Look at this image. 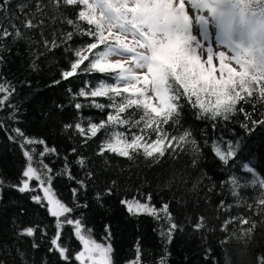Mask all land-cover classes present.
<instances>
[{"label": "snow or ice", "instance_id": "6c2138e0", "mask_svg": "<svg viewBox=\"0 0 264 264\" xmlns=\"http://www.w3.org/2000/svg\"><path fill=\"white\" fill-rule=\"evenodd\" d=\"M186 2L200 13L195 16V24L207 22L201 15L206 9L217 20L219 29L226 35L231 34L236 22L235 12L226 17L225 12L209 0H49V4L36 0L35 11H31L33 5L30 3L0 0V66L6 63L3 53L9 50L4 41L23 40L30 45H42L48 53L63 47L64 52L70 54L67 70L61 71V78L54 80L53 86L64 81L71 85L73 78L82 76H99L94 86L85 80L76 91L72 87L66 89L75 113L71 122L62 124L61 131L68 137L78 138L84 147L95 144L94 155L105 167L109 165L110 155L129 161L143 157L158 162L166 154L180 152H189L195 167L204 158L203 148L206 147L213 155V166L219 164L231 169L235 159L239 158L238 154L246 149L244 138H238L239 133L227 139L210 137L208 129L215 132L220 122L236 123L239 120V129L246 137L257 127L264 128V111H260L259 118H256L257 105L264 109V20L251 23L248 45L218 41L216 49H227L231 53L226 56L225 51H214L210 41L194 34L193 17ZM224 2L215 0L216 4ZM261 3L264 0H235L234 7L239 9L243 20L254 4ZM48 7L57 17L63 16L62 10L75 12V20L64 17L73 30L61 33L59 37L53 34L49 39L44 31L48 18L45 9ZM36 33H39L38 40L33 39ZM77 35L86 36L88 40L73 47ZM44 54L33 53L29 65L32 71L39 70L37 60ZM217 59L218 67L214 63ZM232 62L237 67L232 66ZM0 81V109H13L8 118L15 121L19 108L11 104V98L17 90L11 82L3 79L2 73ZM249 105L251 110L246 107ZM185 106L194 110L196 120L206 124L199 140L182 124ZM56 107L63 109L62 104ZM85 108L98 110L103 118L94 120L92 116H86ZM3 127L0 122V128ZM11 132L14 135H9L8 139L21 149L24 168L16 184L0 178V200H3V189L8 187L22 195L29 194L34 205L54 218L55 235L51 238L49 251L58 253V259L65 264L72 258L69 249L59 242L65 226H71L74 237L82 245L83 250L76 254V261L80 264H88V261L91 264H114L111 225L104 226V242L101 243L81 210L91 209L93 205L104 208L107 198L120 194L117 180L105 181L101 187L91 160L75 146L70 149L72 158L69 155L61 157L58 149L49 146L46 138L26 135L20 127L12 128ZM46 157L62 160L63 166L55 171L45 162ZM74 168L79 172H74ZM242 168L243 179L230 175L222 183L231 187L232 197L240 196L239 189L253 190L256 193L254 205L247 206L249 209L255 207L260 215H264V169L257 170L247 164ZM258 171L261 174L258 175ZM59 177L75 185L70 189L69 202L57 198L54 192L53 182ZM89 193L91 201L87 199ZM137 193L143 199L138 196L121 198L119 204L130 217L143 215L160 223L159 236L165 245L170 244L174 234L184 229L176 222L169 203L157 208L152 203V193L139 189ZM220 204L225 209L231 207L223 200ZM18 212L24 217L29 215L27 209ZM17 219V239L29 243L31 248H40L39 235L47 238L48 226L41 227L43 221L32 218L18 216ZM234 221L248 225L238 239L247 238L256 226L250 218L233 217L224 220L221 231L227 232V226ZM205 227L203 216L193 225L194 231ZM140 251L137 241L136 260L131 264H138ZM168 255L165 247L161 264H166ZM43 264L49 262L45 260Z\"/></svg>", "mask_w": 264, "mask_h": 264}, {"label": "trees", "instance_id": "16d2710c", "mask_svg": "<svg viewBox=\"0 0 264 264\" xmlns=\"http://www.w3.org/2000/svg\"><path fill=\"white\" fill-rule=\"evenodd\" d=\"M225 1L231 3L235 10H239L234 7L235 0ZM18 2L32 4L31 11H35L36 0ZM42 2L49 4V0ZM45 11L48 18L44 31L49 39L53 34L59 37L61 33L73 30L71 25L66 24L64 17L75 20V12L62 10L63 16L57 17L51 7ZM246 15L264 18V3L254 4ZM4 23L7 26V21ZM33 39L38 40L39 33L34 34ZM87 40L86 36H74L73 47H78L81 42ZM4 43L9 50L3 53L6 63L0 66V73L4 80L15 86L17 91L11 98V104L18 106L19 111L14 121L8 118L13 109L8 107L0 109V122L4 124V127L0 128V178L11 184L18 183L21 178L24 158L18 144L8 139L9 135H14L11 129L20 127L26 135L46 138L49 146H55L61 157L69 155L72 158L70 149L73 146L77 147L91 160V167L96 170L101 187L105 181L117 180L120 194L107 198L104 208L93 205L91 209L81 210L99 242H104V226L111 225L114 264H131L135 261L137 241L141 248L138 264H161V258L165 256V247L170 253L166 264H261V259H264V215H260L255 207L249 209L247 206L254 205L256 193L251 189L242 188L239 189L238 198L232 197L231 187L222 182L230 175L243 179L241 173L244 164L255 166L257 170L264 169V128L257 127L246 137L239 129V120L236 123L220 122L215 132L208 129L210 137L227 139L239 133L238 138H244L246 149L238 154L239 158L235 159L231 169H225L219 164L213 166V155L206 147L203 148L204 158L195 167L192 165V156L189 152L166 154L158 162L145 160L143 157L129 161L110 155L109 165L105 167L94 155L95 144L84 147L78 138L68 137L61 131L62 124L71 122L75 113V109L69 103L66 89L72 87L76 91L83 86L85 80L94 86L100 77L82 76L73 78L71 85L64 81L53 86L52 82L60 79L61 71L67 70L69 66L70 54L65 53L63 47L56 49L54 53H48L42 45H30L23 40L13 42L9 39ZM39 52L45 54L37 60L39 70L34 72L29 65L34 58L33 53ZM81 102L86 101L81 99ZM57 104H62L63 109H57ZM246 107L251 110L250 105ZM260 111L264 109L257 105L256 118H259ZM83 112L86 116H92L94 120L103 118V114L96 109L85 108ZM182 124L185 128H190L198 140L206 128L205 122L196 120L194 110L188 106L184 108ZM243 157L248 159L244 160ZM45 162L55 171H59L63 166L62 160L55 157H46ZM74 172H79V169L74 168ZM259 174L261 173L258 171ZM80 175L82 177L83 173L80 172ZM213 184L216 185L214 188ZM73 186L75 185L64 177H59L53 182L57 198L65 202L70 201V189ZM209 188H212V191H209ZM138 189L144 193H152V203L157 208L163 203H169L176 222L183 226V232L175 233L170 244L165 245L159 236L160 223L143 215L137 218L130 217L119 204L121 198L131 199L138 196ZM138 198L143 199L139 196ZM87 199L91 201V193ZM222 200L231 207L227 209L221 207ZM81 202H84V197H81ZM19 209H27L28 217L18 212ZM18 216L22 219L43 221L41 227L48 226L47 238L39 235L37 242L40 248H31L29 243L17 239L15 233L18 231ZM201 216L204 217L206 227L194 231L193 225ZM233 217L250 218L255 223V228L247 238H237L248 228V225L238 221L229 224L227 232L221 231L224 220ZM54 224V218L48 216L44 209L34 205L29 194L22 195L14 189L5 187L3 200H0V264H43L45 260L49 264H65L58 259V253L49 251L51 238L55 235ZM59 242L71 252L72 258L67 264H80L75 260V256L82 250V245L74 237L71 226H65Z\"/></svg>", "mask_w": 264, "mask_h": 264}, {"label": "rangeland", "instance_id": "374dc122", "mask_svg": "<svg viewBox=\"0 0 264 264\" xmlns=\"http://www.w3.org/2000/svg\"><path fill=\"white\" fill-rule=\"evenodd\" d=\"M209 2L220 9L221 11L225 12L226 17L228 13L235 12V26L231 29V34L226 35L224 31L220 30L218 27L217 20H214L209 12V10H202L201 15L205 18L207 21L206 23H199L197 22L195 24V16L197 14L196 10L191 9V5L186 2V8L190 9V14L193 17V31L194 34H196L198 37L205 38L206 40L210 41L214 45V51L215 50H223L226 52V56H230L231 53L228 52L227 49H216L215 45L220 42L228 43L229 41L234 43H242L244 45H248L251 42V23L255 21L256 23L261 22L264 20L263 17L251 15H246L245 18L242 20L239 14V10H235L231 3L228 1H225L221 4H216L215 0H209ZM214 63L217 65L219 64L218 59L214 60ZM232 66L237 67L235 62H232ZM91 263V261H88Z\"/></svg>", "mask_w": 264, "mask_h": 264}]
</instances>
